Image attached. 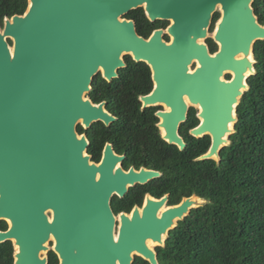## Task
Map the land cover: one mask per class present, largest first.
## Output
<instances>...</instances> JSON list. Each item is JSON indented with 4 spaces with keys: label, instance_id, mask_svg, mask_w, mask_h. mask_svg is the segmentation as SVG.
Returning a JSON list of instances; mask_svg holds the SVG:
<instances>
[{
    "label": "water",
    "instance_id": "1",
    "mask_svg": "<svg viewBox=\"0 0 264 264\" xmlns=\"http://www.w3.org/2000/svg\"><path fill=\"white\" fill-rule=\"evenodd\" d=\"M28 1L23 15L0 27V220L9 223L0 244L13 242L15 264H48L43 252L52 241L60 264H134L137 256L160 264L149 240L165 246L178 222L206 200L192 195L167 206V196H147L142 209L117 216L115 195L161 173L127 172L111 144L100 164L92 160L90 141L77 127L116 118L87 94L100 72L108 81L118 77L125 55L146 62L155 88L141 99L145 107L169 108L158 112L163 138L184 150L179 129L196 106L200 124L191 133L211 137L198 160L220 162L256 74L255 45L264 40L255 0ZM140 7L152 21H170L166 31L139 35L136 22L124 17ZM208 38L218 45L214 53Z\"/></svg>",
    "mask_w": 264,
    "mask_h": 264
},
{
    "label": "trees",
    "instance_id": "2",
    "mask_svg": "<svg viewBox=\"0 0 264 264\" xmlns=\"http://www.w3.org/2000/svg\"><path fill=\"white\" fill-rule=\"evenodd\" d=\"M28 0H0V25L7 17L23 15ZM254 8L264 25V0H255ZM128 17L136 20L139 35L149 38L156 27L143 9L132 11ZM219 13L214 15L215 22ZM211 28V31L213 30ZM12 43V41L10 40ZM212 53L218 45L212 38L206 40ZM256 74L249 78L250 89L238 106L239 121L230 136V144L221 151V161L198 160L211 146V137H187L186 149L165 141L156 127L153 113H147L143 123L139 96L153 88L152 71L145 62H136L127 56V68L113 83L101 75L94 80L88 97L99 104L107 102V109L119 120L111 127L102 122L79 133L90 139L88 153L94 161L102 157L103 147L112 142L118 153H126L125 167L142 166L164 173L157 179L154 195L171 194V204L183 197L197 195L206 200L200 207L178 222L170 231L166 245L157 247L160 264H264V40L255 45ZM198 124L192 109L186 130ZM148 187L131 188L124 199L115 198L113 209L131 211ZM7 221L0 220V230H7ZM12 241L0 244V264H15ZM48 264H60L58 255L50 250ZM134 264H151L137 256Z\"/></svg>",
    "mask_w": 264,
    "mask_h": 264
},
{
    "label": "flooded vegetation",
    "instance_id": "3",
    "mask_svg": "<svg viewBox=\"0 0 264 264\" xmlns=\"http://www.w3.org/2000/svg\"><path fill=\"white\" fill-rule=\"evenodd\" d=\"M138 9H143L144 10V12H145V9H144V7H140V8H138ZM138 9H135V10H138ZM132 11H134V10H132ZM131 11V12H132ZM131 12H129L127 15H125V17L124 18H126V19H128V20H134L135 22H136V20L135 19H133V18H131V17H128V15L131 13ZM216 13H219V18H220V16H221V13L220 12H216ZM215 13V14H216ZM145 15L147 16V14H146V12H145ZM147 18H148V16H147ZM218 18V19H219ZM149 19V18H148ZM217 19V20H218ZM149 21L153 24V26H155V24L158 22V21H163V22H167V24L165 25V26H161V27H156L154 30H153V32L155 31V30H158V29H164L165 31H166V29H167V27L170 25V21H166V20H156V21H152V20H150L149 19ZM213 21H214V19H213ZM217 22V21H216ZM215 22V23H216ZM136 25H137V23H136ZM153 32H152V34H153ZM151 34V35H152ZM164 38H165V40H167V41H170L171 40V38H170V36L168 35V34H164ZM127 56H130V57H132V59L134 60V61H136L134 58H133V56L132 55H130V54H127V55H125L124 56V59H125V62H126V66L124 67V68H127V66H128V62H127V60H126V57ZM255 61H257V59H256V55H255ZM136 62H143V61H136ZM146 63V62H145ZM147 64V63H146ZM257 64V63H256ZM148 65V64H147ZM124 68H121V69H119V71H118V77H116V78H114L112 81H108L107 79H105L104 78V76H103V73L102 72H100L97 76H99V75H101L107 82H109V83H113L114 82V80L115 79H118V78H120V71L122 70V69H124ZM151 68V67H150ZM255 68H256V65H255ZM151 71H152V69H151ZM96 76V77H97ZM95 77V78H96ZM228 79H230L232 76H231V74H227V76H226ZM95 78H94V80H95ZM250 78V77H249ZM152 81H153V88H152V90L148 93V94H144V95H140L139 96V101H140V103H141V106H140V110H141V113L143 114L142 116H141V118H142V120H143V123H145L146 122V120H152V118H149V117H146V114L147 113H153V116H154V118L156 119V123H155V125H156V127L158 128V130L160 131V135H161V137L163 138V134L165 133V131H164V129L162 130V128L159 126V124H160V122L162 121V118L158 115V112H160V111H167V110H169V108L165 105V104H157V105H150V106H146L145 107V103H144V101H142V97L143 96H146V95H149V94H151L152 93V91H153V89L155 88V83H154V79H153V71H152ZM93 84H94V81H93ZM93 84H92V89H93ZM248 84H249V79H248ZM249 88H250V85H249ZM89 98H91V97H89ZM104 102H106V101H104ZM189 104H190V102H188ZM106 107H107V102H106ZM192 109H195V114H196V118H197V120H198V124L196 125V126H194V127H191V128H189L188 130H186V128H184L185 126L184 125H186V123H187V121H188V118H189V114H190V112H191V110ZM108 110V109H107ZM109 111V110H108ZM199 109H196L195 107H193V106H190V109H189V112H188V118H187V120L185 121V122H183L182 124H181V126H180V129H179V134H180V136H182L183 138H184V140H185V142L187 143V141H186V136L187 137H190V136H192V137H195L194 135H192V133H191V131H192V129H194L195 127H197L199 124H200V118L198 117V114H199ZM110 112V111H109ZM111 113V112H110ZM113 114V113H112ZM114 115V114H113ZM115 116V118H116V121H114L113 123H111L110 125H107V124H105L104 122H102V121H99V122H102V123H104L106 126H108V127H111L112 125H114L118 120H119V117L118 116H116V115H114ZM96 123H98V122H96ZM95 123H93V125H94ZM92 125V126H93ZM79 126H82L85 130H88V129H90V128H85L82 124H79ZM79 126L77 127V129L79 128ZM79 132V131H78ZM80 134V133H79ZM83 134H86L87 135V133L86 132H84V133H81V135H83ZM206 136H209V135H205V136H203V137H206ZM87 137H88V135H87ZM203 137H195V138H203ZM88 139H89V137H88ZM164 139V138H163ZM165 140V139H164ZM89 141H90V139H89ZM166 141V140H165ZM91 143V142H90ZM107 144H111L112 146H113V148H114V150H115V153L116 154H118V155H120V156H124L125 158H124V160L122 161V163H120L119 164V166H122L123 167V169L124 170H126L127 172L130 170V168L131 167H135V166H131V167H129V168H126L125 167V165H124V163H125V160L127 159V154L126 153H123V154H121V153H118L117 151H116V149H115V147H114V144L112 143V142H107L106 144H105V146L103 147V150H102V157H101V159L99 160V161H95L96 163H98V164H100L101 163V161H102V158H103V155H104V150H105V148H106V146H107ZM170 144V143H169ZM187 145H188V143H187ZM186 149V148H185ZM93 160V159H92ZM94 161V160H93ZM144 166H142L141 168H143ZM141 168H139V169H137L136 167H135V169H137V170H140ZM145 168H147V167H145ZM147 169H150V170H155V171H159V170H156V169H152V168H147ZM160 173H161V176L160 177H157V178H154V179H152L151 181H149L148 183H146V184H137V185H143V186H145V187H148V189H146L145 190V192L143 193V195H142V197H141V202H139V201H136L135 202V205L133 206V208H132V210L137 206V207H140V209H142L143 208V206L145 205V202H146V198H147V196H151L152 198H154V199H157V200H161L162 198H164V197H168V200H167V206H172V205H176V204H171L170 203V200H171V194L169 193V192H165L164 194H162V195H154L153 194V192L151 191V187L152 188H154V189H156L157 188V186H158V182L156 181L157 179H159V178H161V177H163V175H164V173L162 172V171H159ZM137 185H135V186H133V187H137ZM133 187H130V189H129V191H128V193L126 194V196L129 194V192H130V190H131V188H133ZM126 196H124V197H119L118 195H115L114 197H113V199H112V207H113V203H114V200H115V198H119V199H124ZM184 198H186V196L185 197H183L182 198V200L184 199ZM181 200V201H182ZM180 201V202H181ZM179 202V203H180ZM178 203V204H179ZM114 210V209H113ZM131 210V211H132ZM131 211H125V210H123V211H120L119 213H116L115 212V210H114V212H115V214L118 216L120 213H122V212H126V213H130Z\"/></svg>",
    "mask_w": 264,
    "mask_h": 264
},
{
    "label": "rangeland",
    "instance_id": "4",
    "mask_svg": "<svg viewBox=\"0 0 264 264\" xmlns=\"http://www.w3.org/2000/svg\"><path fill=\"white\" fill-rule=\"evenodd\" d=\"M216 24H217V23L214 24V27L212 28L213 30H212V31L210 32V34H209L210 37H212V35H213V33H214V29H215V27H216ZM0 27L3 29V26L0 25ZM193 107H195L196 109H199V108H197L196 106H193ZM203 202H204V201H203ZM7 223H8V222H7ZM8 224H9V223H8ZM49 247H50L51 250H53V247H54V242H53V241L49 244ZM157 247H158V246H153V248H155V249H156ZM48 254H49V252H47V251H44V252H43V255H47V256H48Z\"/></svg>",
    "mask_w": 264,
    "mask_h": 264
},
{
    "label": "bare ground",
    "instance_id": "5",
    "mask_svg": "<svg viewBox=\"0 0 264 264\" xmlns=\"http://www.w3.org/2000/svg\"><path fill=\"white\" fill-rule=\"evenodd\" d=\"M186 99H187V102H189V99H188V98H186ZM198 107H199V106H198ZM163 210H164V209H163ZM163 210H162V211H163ZM52 239H54V238H52ZM148 243H149V246H150V247L155 246V243H153L151 240H149Z\"/></svg>",
    "mask_w": 264,
    "mask_h": 264
},
{
    "label": "snow or ice",
    "instance_id": "6",
    "mask_svg": "<svg viewBox=\"0 0 264 264\" xmlns=\"http://www.w3.org/2000/svg\"><path fill=\"white\" fill-rule=\"evenodd\" d=\"M249 59H250V57H249Z\"/></svg>",
    "mask_w": 264,
    "mask_h": 264
}]
</instances>
